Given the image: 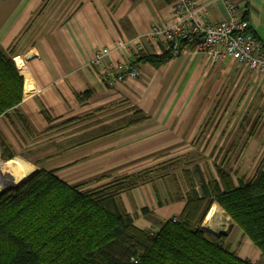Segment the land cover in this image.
<instances>
[{
    "label": "crops",
    "instance_id": "1",
    "mask_svg": "<svg viewBox=\"0 0 264 264\" xmlns=\"http://www.w3.org/2000/svg\"><path fill=\"white\" fill-rule=\"evenodd\" d=\"M65 1L71 3L67 17L54 26L48 27L45 23L36 28V36L44 29L47 32L40 40L34 38V45L27 52L26 66L35 89L24 95L16 111L27 126V130L20 127L24 132L21 135L28 140L61 129V139L67 145L60 155L62 164L58 166L66 169L67 177L59 178L70 184H80V181L72 180L98 174V178H103L93 182L97 184L105 178L135 174L171 157L181 156L180 151L172 153L176 148L168 147L166 151L163 147L165 153H154L153 161L139 166L131 164L132 159L147 153L148 147L190 142L203 120L200 117L202 100L197 95H211L209 89H264V73L249 72L228 55L215 63L193 45L186 54L171 56L159 67L139 64L141 74L138 77L110 86L102 71L87 65L92 50L107 47L120 38L136 41L140 47L139 55H158L166 51L169 49L167 44L150 39L148 32L155 22L167 24L174 20L175 0ZM195 1L203 6L210 22L233 14L264 48V0ZM5 8L9 12L8 6ZM119 56L112 52L105 64L116 63ZM245 81L250 84L248 88L244 86ZM204 89L207 94L202 93ZM136 109L142 111L137 118L143 121L133 125ZM36 113L39 119L31 123L30 117ZM1 127L18 145V135ZM152 127L157 130H150ZM3 133L2 137L11 143ZM163 154L166 157H158ZM126 159L130 161L128 164L124 162ZM184 193V189H179L178 172H172V175L158 176L136 185L123 192L120 199L134 225L150 229L181 213L185 205ZM143 209L147 214L142 213ZM205 222L206 219L202 226L210 233L211 225L206 227ZM242 236L241 242L246 244V249L233 251L241 258L264 264V257L253 243Z\"/></svg>",
    "mask_w": 264,
    "mask_h": 264
},
{
    "label": "trees",
    "instance_id": "2",
    "mask_svg": "<svg viewBox=\"0 0 264 264\" xmlns=\"http://www.w3.org/2000/svg\"><path fill=\"white\" fill-rule=\"evenodd\" d=\"M171 56L169 48L135 56L134 63L159 67ZM23 84L13 55L0 46V125L6 128L8 122L18 135L15 119L27 130L16 111ZM134 114V125L143 121L139 109ZM0 151L4 159L18 155L1 136ZM175 162L104 179L89 189L60 179L55 169H35L0 192V264H257L239 257L224 236L211 235L202 222L216 204L264 257V166L239 176L228 157L212 163L214 173L207 164ZM174 165L185 190L181 213L156 228L136 227L121 194Z\"/></svg>",
    "mask_w": 264,
    "mask_h": 264
},
{
    "label": "rangeland",
    "instance_id": "3",
    "mask_svg": "<svg viewBox=\"0 0 264 264\" xmlns=\"http://www.w3.org/2000/svg\"><path fill=\"white\" fill-rule=\"evenodd\" d=\"M24 1L25 0H0V46L13 55L14 62L15 58L19 57L26 63L28 62L27 52L31 51L30 47L34 45V38L35 41L36 39L40 40L42 35L47 32V30L44 29L40 32V35L36 36L38 32L36 28L45 23L50 27L61 22V20L68 16L71 3H67L65 0H27L26 3H24ZM5 6H8L9 12L5 11V9L7 10ZM249 85V82L245 81V88H248ZM209 91L212 92L211 95H197V98L202 100L200 103L202 108L200 117L203 120L196 135L194 134L192 139L189 140L190 142L177 146H174L175 144L161 145L160 143L157 148L155 146L148 147L146 149L147 153H142L144 155L132 159L131 164L133 166H139L140 164L144 165L154 160V158L151 159L154 153H159L161 151L165 153L164 150L167 151L169 148H176L174 150L172 149V153L177 154L176 152L180 151L182 153L181 156L171 157L167 159L168 161L174 159L177 161L175 163L178 165L185 166L197 162L203 168L204 165L207 164L212 173H214L212 163H220L223 157H228L230 159L232 168L239 176H249L255 168L262 165L264 166V89H209ZM202 93L207 94V89H204ZM140 112L142 113L141 110ZM30 119L31 123L32 121L35 123L38 121L39 115L36 113L34 116L30 117ZM15 121L20 132V135L16 134L18 135L17 138L20 140L19 144H15L11 136H7V132L1 126L0 128L6 133L11 143L7 141L8 139L2 137L4 133H0V136L3 140H6L7 143L12 146L15 153L18 154L14 157L20 158L32 166V170L29 174L38 168L52 169V167L62 164L63 160L60 155L63 149V152L66 151L65 147L67 142L62 141L61 137L63 135L61 134L60 128L43 134V137L28 140V138L21 135L23 131L20 128V122L17 119H15ZM40 121L43 122V119H40ZM44 121L46 120L44 119ZM56 123H58V120H56ZM4 124L6 128L12 130V125L8 122H4ZM51 124L55 126V123ZM153 127L152 129L150 128V130H157L153 129ZM44 131L45 130H43V132ZM135 133L138 132H134V134ZM52 135L55 137V140H52ZM190 136L191 134L188 137ZM34 140H36V142ZM140 145H144V143H140ZM135 147L134 144L133 148L135 149ZM158 157H166V154L159 155ZM7 160L9 159H4L0 151V170L1 166ZM121 162L122 161H118V163ZM124 162L128 164L130 161L126 159ZM180 170L181 169L176 170L175 165L171 168L173 173ZM70 171H72V169H70L69 172ZM171 171L169 170L167 174L172 175ZM2 172L4 174V184L0 186V192L7 187L19 184L29 175L28 174L21 181L16 182L11 174L5 171ZM65 172L66 169L62 170L58 166L54 173L58 177L61 176L66 178ZM99 176L98 174L89 175L72 181H80V184H77L80 185V189H89L103 183H93L96 179L99 180L103 178H98ZM118 176L119 175L114 177ZM178 178L179 189H184L179 172ZM214 206V208H210V212L208 211L209 216H207V218L205 216L204 218L206 219V227L211 225V227L208 228L210 233L216 234L217 237L220 235L224 236V242L226 245H229L230 250L236 249V251H239L241 249V251H244V249H246V244L241 242L243 236L240 229L235 226L234 223L230 222L232 219L221 207L217 208L216 205ZM219 208L220 210L218 211L217 209ZM172 218H177V216H173ZM240 244L245 248L242 249Z\"/></svg>",
    "mask_w": 264,
    "mask_h": 264
},
{
    "label": "built area",
    "instance_id": "4",
    "mask_svg": "<svg viewBox=\"0 0 264 264\" xmlns=\"http://www.w3.org/2000/svg\"><path fill=\"white\" fill-rule=\"evenodd\" d=\"M173 8V21L167 24L155 22L148 32L150 39L167 44L172 56L186 54L193 45L215 63L228 55L249 72L264 73V48L233 14L210 22L203 6L195 0H175ZM139 51V44L133 39L117 38L107 47L94 48L87 65L102 71L108 85H120L141 74L140 66L134 63ZM112 52L119 53L118 61L105 64Z\"/></svg>",
    "mask_w": 264,
    "mask_h": 264
},
{
    "label": "bare ground",
    "instance_id": "5",
    "mask_svg": "<svg viewBox=\"0 0 264 264\" xmlns=\"http://www.w3.org/2000/svg\"><path fill=\"white\" fill-rule=\"evenodd\" d=\"M30 56H33V54ZM15 62H16L17 68L19 69V73L23 77V80H24V84H23L24 95H29L33 91V89H35V84L33 82V79L24 61H22L19 57H16ZM0 133L1 134L3 133L1 128H0ZM31 170H32V166L20 158L14 157V158L7 160L1 166L0 186L4 184V174L2 171H5L11 174L12 177L14 178V181L18 182L24 179Z\"/></svg>",
    "mask_w": 264,
    "mask_h": 264
}]
</instances>
